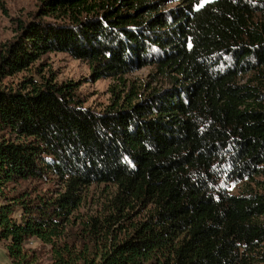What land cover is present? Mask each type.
<instances>
[{
  "label": "trees",
  "instance_id": "1",
  "mask_svg": "<svg viewBox=\"0 0 264 264\" xmlns=\"http://www.w3.org/2000/svg\"><path fill=\"white\" fill-rule=\"evenodd\" d=\"M200 3L38 0L17 20L0 45L13 263L35 240L51 264H264V0ZM50 54L112 80L108 104L86 107ZM147 67L159 86L126 78Z\"/></svg>",
  "mask_w": 264,
  "mask_h": 264
},
{
  "label": "rangeland",
  "instance_id": "2",
  "mask_svg": "<svg viewBox=\"0 0 264 264\" xmlns=\"http://www.w3.org/2000/svg\"><path fill=\"white\" fill-rule=\"evenodd\" d=\"M213 0H201L200 6ZM38 0H0V45L11 40L14 36L18 19L30 18L37 10ZM174 6L166 5L167 8ZM44 63L57 75L59 82L73 81L79 84V94L85 101V106L100 110L108 104L109 88L114 83L110 79L92 80L91 72L85 62L71 59L65 54H50L44 58ZM154 74L153 68H143L126 76L129 82L141 86L149 83L151 87L159 86L160 79L153 81L149 75ZM91 193L93 188L90 189ZM26 249L35 252L32 264H51V257L47 247L31 240ZM0 262L13 263L7 256L5 244L0 242Z\"/></svg>",
  "mask_w": 264,
  "mask_h": 264
},
{
  "label": "built area",
  "instance_id": "3",
  "mask_svg": "<svg viewBox=\"0 0 264 264\" xmlns=\"http://www.w3.org/2000/svg\"><path fill=\"white\" fill-rule=\"evenodd\" d=\"M0 264H2V263L0 262Z\"/></svg>",
  "mask_w": 264,
  "mask_h": 264
}]
</instances>
